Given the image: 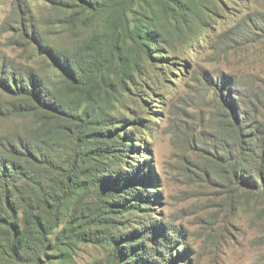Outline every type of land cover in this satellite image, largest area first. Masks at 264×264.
<instances>
[{"label": "rangeland", "instance_id": "374dc122", "mask_svg": "<svg viewBox=\"0 0 264 264\" xmlns=\"http://www.w3.org/2000/svg\"><path fill=\"white\" fill-rule=\"evenodd\" d=\"M121 1L96 11L74 0H0V153L40 138L46 159L37 170L45 187L55 184L73 150L60 136L69 122L40 106L18 113L25 99L7 84L35 75L65 95L49 49L69 56L101 33L129 48L139 66L118 102L100 103L123 119L118 135L127 146L118 166L143 167L144 179L132 187L145 196L137 208L114 215L94 201L82 216L74 207L80 198L64 206L50 200L40 211L44 193L29 189L28 204L11 209V217L17 214L21 227L34 210L53 228L44 243L32 241L39 255L18 259L2 220L0 264L120 263L116 247L120 255L119 246L141 242L159 264H264V0H128L127 15ZM138 27L157 36L150 56L132 50ZM93 174L96 182L109 170ZM134 230L140 232L127 239ZM172 250V259L159 253Z\"/></svg>", "mask_w": 264, "mask_h": 264}, {"label": "trees", "instance_id": "16d2710c", "mask_svg": "<svg viewBox=\"0 0 264 264\" xmlns=\"http://www.w3.org/2000/svg\"><path fill=\"white\" fill-rule=\"evenodd\" d=\"M74 1L83 8L96 11H102L109 5L108 0ZM127 2L128 0H123L120 4L121 13L125 15ZM108 23L113 27V21ZM137 30L138 48L132 47V50L150 56L148 47L153 45L157 36L142 27ZM49 54L56 61V68L68 87L65 95L51 92L46 82L40 83L42 80L35 75H28L25 80L22 79L20 85L14 80V88L9 83L7 88L14 91V95H21L25 99L24 104H16L18 113L27 114L30 111L29 106H40L48 113L56 115L63 124L69 122L67 125L70 126H65L60 136L64 137L65 144L73 143V150L66 161L60 162L57 168L59 177L49 188L44 186L43 174L37 170L45 164L46 159V150L42 147L40 138H36L30 146L22 141V147L18 143L16 146L5 145L0 153V222L8 220L11 233L10 248L13 256H18V259L25 256L35 257L36 251L39 255V244L32 245V241L44 243L53 228L41 214L36 218L34 210H31L32 217L25 214V224L21 227L17 214L11 217V209L13 213H18L28 204L25 195L29 189L34 193H44V198L38 199L35 208L40 211L50 205V200L56 205L63 202L64 206L75 197L80 198L74 207H77L76 211L81 212L82 216L86 210H91L89 205H93L94 201L107 209L106 213L123 214L132 211L134 205L137 208L141 199L145 198L141 190L132 187L133 183L144 179L143 167L138 166L136 171L128 172L129 170L118 166V161L123 156L120 153L127 146L118 135L119 124L123 119L109 112L100 103L101 99L108 105L118 102L120 88L126 89L134 80V71H139V66L137 64L136 68L133 67L131 50H123L107 35L99 33L87 39L79 51L69 56H55L50 49ZM99 169L103 172L108 169L109 174H103L94 182L93 173ZM96 185L98 190L94 188ZM83 192L87 194L83 197L77 195ZM91 201L92 203L88 204ZM74 219L75 215L70 220V226L73 225ZM138 232L140 231H127L126 238L130 240ZM84 235L91 236L86 233ZM109 237L112 243H118L115 235ZM119 247L120 255L118 247L113 254L123 259L120 263L112 259V264H159L156 259L151 261L153 255L144 250L142 242L139 245L129 244L128 248L124 245ZM140 250L146 251L144 256H140ZM175 250L178 258L180 253L177 248ZM167 252L172 259L173 250L165 253L159 251L162 258L167 256Z\"/></svg>", "mask_w": 264, "mask_h": 264}]
</instances>
